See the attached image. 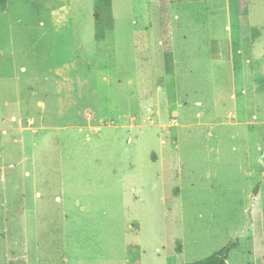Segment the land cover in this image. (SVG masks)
Segmentation results:
<instances>
[{"label": "rangeland", "instance_id": "1", "mask_svg": "<svg viewBox=\"0 0 264 264\" xmlns=\"http://www.w3.org/2000/svg\"><path fill=\"white\" fill-rule=\"evenodd\" d=\"M96 2L0 6V264H264V0Z\"/></svg>", "mask_w": 264, "mask_h": 264}, {"label": "trees", "instance_id": "2", "mask_svg": "<svg viewBox=\"0 0 264 264\" xmlns=\"http://www.w3.org/2000/svg\"><path fill=\"white\" fill-rule=\"evenodd\" d=\"M94 7V25H95V39L96 41H103L106 36V30L109 28L112 29L113 19L111 14L112 0H96ZM7 0H0V6H4ZM260 185H258L253 195L256 197L259 193ZM239 246L238 242L233 243L230 247L221 249L218 252H215L211 256L199 260L191 264H226L229 254L232 250L236 249ZM177 253L180 251L177 249Z\"/></svg>", "mask_w": 264, "mask_h": 264}, {"label": "crops", "instance_id": "3", "mask_svg": "<svg viewBox=\"0 0 264 264\" xmlns=\"http://www.w3.org/2000/svg\"><path fill=\"white\" fill-rule=\"evenodd\" d=\"M256 197H257V196H256ZM230 253H231V252H230ZM229 256H230V254H229ZM228 260H229V258H228ZM228 260H227V261H228ZM226 264H227V263H226Z\"/></svg>", "mask_w": 264, "mask_h": 264}]
</instances>
